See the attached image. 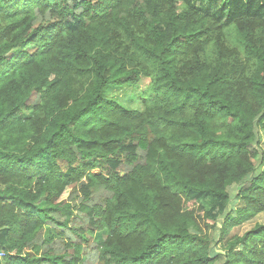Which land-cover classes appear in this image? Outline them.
<instances>
[{"label": "trees", "instance_id": "obj_1", "mask_svg": "<svg viewBox=\"0 0 264 264\" xmlns=\"http://www.w3.org/2000/svg\"><path fill=\"white\" fill-rule=\"evenodd\" d=\"M259 134L264 0H0V264H264Z\"/></svg>", "mask_w": 264, "mask_h": 264}, {"label": "rangeland", "instance_id": "obj_2", "mask_svg": "<svg viewBox=\"0 0 264 264\" xmlns=\"http://www.w3.org/2000/svg\"><path fill=\"white\" fill-rule=\"evenodd\" d=\"M148 89V85L144 80H140L138 83L125 87L121 90H115L111 91L108 94V98L112 99L116 102H118L121 106H126L132 109L139 108V98L141 94ZM258 139L260 141L261 146L264 145V137L262 134L258 135ZM264 169V167H263ZM233 195V193H232ZM264 224V212L260 213L256 217H254L249 222H246L240 226H233L229 229L228 233L224 236L223 242L220 244L221 246L225 243L232 242L236 237H242L246 232H248L254 224ZM209 225H212V222H208ZM218 228L211 229L207 231V235L210 238V241L215 242L219 237V232L217 230ZM211 245V246H212ZM237 250L240 249V247L236 248ZM215 252L217 253L220 249L219 247L214 248Z\"/></svg>", "mask_w": 264, "mask_h": 264}, {"label": "built area", "instance_id": "obj_3", "mask_svg": "<svg viewBox=\"0 0 264 264\" xmlns=\"http://www.w3.org/2000/svg\"><path fill=\"white\" fill-rule=\"evenodd\" d=\"M3 257V254L2 253H0V259Z\"/></svg>", "mask_w": 264, "mask_h": 264}]
</instances>
